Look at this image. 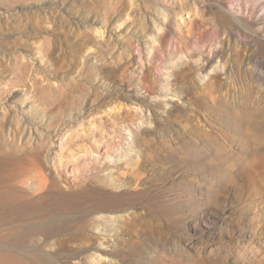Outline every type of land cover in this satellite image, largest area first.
Returning <instances> with one entry per match:
<instances>
[{
    "label": "rangeland",
    "instance_id": "374dc122",
    "mask_svg": "<svg viewBox=\"0 0 264 264\" xmlns=\"http://www.w3.org/2000/svg\"><path fill=\"white\" fill-rule=\"evenodd\" d=\"M36 73L52 108L27 109ZM166 80L176 100L149 99ZM78 123V153L90 138L137 149L110 164L121 189L52 175ZM94 201L123 216L114 264H264V0H0V264H89ZM51 232L56 247L35 242Z\"/></svg>",
    "mask_w": 264,
    "mask_h": 264
},
{
    "label": "bare ground",
    "instance_id": "6f19581e",
    "mask_svg": "<svg viewBox=\"0 0 264 264\" xmlns=\"http://www.w3.org/2000/svg\"><path fill=\"white\" fill-rule=\"evenodd\" d=\"M185 59L186 58H184V57L181 59V61H180V62H182L181 65H186L187 64V60H185ZM21 63H23V62H21ZM26 67L28 68V65L27 64H26ZM219 68H220V66L217 65L216 69H214V68L210 69L208 74H210V72H213L215 70H218ZM17 69L20 70L19 67ZM24 69H26V68H24ZM29 70H31V69L29 68ZM221 70H223V69H221ZM16 72L18 73V71H15L14 73H16ZM20 72L18 74H22V76H23V73H20ZM17 73H16V75H18ZM208 74H206L205 76H203L201 78V81L205 80V78L208 76ZM37 75H39V74L36 73L35 76H34V74H32L31 75L32 77H31L30 81H31V85L33 86V90L35 91V93L37 92V90L39 92H41V97H42L40 99L41 102L38 101L40 103H37L35 101L33 95H30V97H28L29 100H30L29 104L30 105H33V106H28L27 109L28 110L29 109L31 110L32 107L33 108H37V107H40V106L43 109L52 108V106L54 107V105L56 104V101H54L55 104H53L52 101L48 102V100L46 99V97L43 96V95H45V90H44L45 88L42 86L43 85V83H42L43 80H38V77L39 76H37ZM27 76L25 74V77H26V80L25 81L26 82H27ZM25 77H23V78H25ZM41 77H42V75H41ZM17 78H20L21 79L22 77L19 76ZM28 82H29V80H28ZM22 83H20V84H22ZM165 84L166 85H165L164 89L158 95H154V94L153 95H150L149 96V99H151L152 101H156L157 102V100H159V98L162 97L163 98V102L162 103H164L166 105H168L172 101L176 100V98H174L173 96H170V93H168V91L166 89V88H168V85H169V82L167 80H166ZM9 88H10V86H9ZM28 90L30 91L31 89H28ZM37 94H38V92H37ZM39 95H40V93H39ZM36 96H38V95H36ZM28 98L26 96H23V99H21V100H23V102L26 103V102H28ZM74 103H73V105H74ZM66 104H68V102H66ZM75 104L77 105V103H75ZM107 106H108V104H107ZM108 107H111V106H108ZM119 107H118V105L117 106H114L111 109H108V111H107V108L105 110L104 109H100V110H98V113L95 111L97 114L95 113L96 115L93 116V119L92 120H94L93 123L96 122V124H92V125L95 126V125L98 124L99 125V128H100L101 126H103V124H101V122H102V120L104 118L107 121H110V122L115 121L111 117L114 118V116H117V114H119L118 113L119 111H117V110L120 109ZM82 120H83V118H82ZM82 122L84 123V120ZM143 123L144 122H141L139 125L142 126ZM145 123H147L148 128L151 127L152 120H151L150 116H148L146 118ZM113 126H115V124H113ZM27 128H29V127H27ZM84 128L85 127L83 126L82 123L81 124L78 123V126H77V129L76 130L74 128V130L72 132L71 131H64L63 132V134L61 135V138L58 141V143H59L58 144V153H56L55 156H54V158H52V161H50L51 162V168H52V175L54 174V175H56L58 177L59 176L61 177L63 175V173H64L65 176H66V179L68 181H70L71 184H74V183H78V182H85L87 180V178L89 177L88 176L89 174L90 175L91 174H94V176H92V178L95 179L96 181H99V182L104 183V184H108L109 186L112 187V189H116V190L121 189L122 186L119 185V184H116V182L113 179H111V174L112 173L110 174V171H111L110 170L111 169L110 164L111 163L121 162L120 160L123 161V159H121V158H127V159L129 158L130 160L137 158L139 156L137 149L132 144H126L125 146H123L121 143L118 142L117 139L115 140L114 137H111V138L109 137L108 140L106 139L107 140L106 145H105V142L104 141H100L98 139L96 140L95 138H90V141L92 143V146L84 147L82 149V151H80V152H82V154L79 155L80 152L79 153L76 152L74 150V146L77 145L78 142H83L87 138L89 139L88 133H86L85 131H83ZM114 128L115 127H113V129ZM72 129H73V127H72ZM113 129H110V130H113ZM85 130H86V128H85ZM102 130H104V127L102 129H99L98 131H100V133H102V132H104ZM20 131H21L20 128H16L15 135H17L18 133H20ZM126 133L127 132H125L124 135H126ZM237 134H239L241 136L244 134L242 136V137H244V139H243L244 140V142H243L244 149H245L246 153L249 156H251L252 159L255 160L257 164H259L260 161L258 159L259 158L258 151H257V149H256L255 146L248 145L246 143L247 142V137H246L245 130L239 131V133H237ZM103 135H105V134H103ZM103 135H102V137H103ZM13 137H16V136H13ZM132 138L133 137H131V140H133ZM99 139H101V138L99 137ZM127 139H129V138H127ZM127 139H126V141H128ZM121 140H119V141H121ZM101 144H104V147L106 149H100L99 147H100ZM43 153H44V144H43V141L42 140H39V143L36 146H34L33 148L31 147V150L28 151L27 155L31 156L34 159L35 158L37 159V157L38 156H41ZM44 158H45V156H44ZM44 158H42V159L44 160ZM45 160H46V158H45ZM130 160H128V161H130ZM247 166H248V164L247 165L246 164H243L241 166H238L236 172H238L240 174L245 173L248 170V167ZM35 168H36V170L39 173H45L48 170L47 169V166H45L43 164H39L37 162H36ZM252 173L254 175H256V176H259V173L257 172L256 169H253ZM91 205H92L94 211H96L97 214H98L97 217L95 216L96 218H94V221H93L94 224L92 226V233H94L95 236H96V239H97L96 242H97V245L98 246H97L96 251H94L93 253H90L84 259V261L88 262L89 264H114L112 262L113 261V258H110L111 257L110 255H112V250L114 249V245H111V244L114 243L115 246H116V244H118V242H115V239H113V238L114 237H118V230H119L118 223L121 222V219H123V216L119 212L105 211V208L102 206V204H97L95 201L92 202ZM51 235H53V236L47 237L45 235V233H39L38 235H35V236L40 237V239L39 238L35 239V242L36 243L42 242V245H45L46 247L54 248V247L57 246V244H59V241L60 240H58V239H56L54 237L56 235L53 232H51ZM108 237H109V239H108ZM65 242H66V240H65ZM79 264H83V263H79Z\"/></svg>",
    "mask_w": 264,
    "mask_h": 264
}]
</instances>
